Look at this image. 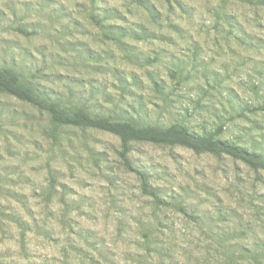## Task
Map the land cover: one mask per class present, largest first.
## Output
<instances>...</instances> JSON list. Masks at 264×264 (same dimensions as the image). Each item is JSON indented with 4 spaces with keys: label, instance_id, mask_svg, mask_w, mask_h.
<instances>
[{
    "label": "rangeland",
    "instance_id": "obj_1",
    "mask_svg": "<svg viewBox=\"0 0 264 264\" xmlns=\"http://www.w3.org/2000/svg\"><path fill=\"white\" fill-rule=\"evenodd\" d=\"M209 2L12 0L7 11L0 7V30H11L13 35L24 40L46 39L52 43L55 39L58 52L48 51V44L39 47L46 52V63L50 62L57 71L51 76L46 73L37 81L31 64L5 57H0L1 68L17 72L42 98L59 104L65 92L79 102L81 97L76 90L86 82L90 85V95L111 103V94L101 85L100 78L104 76H111L116 81L119 85L116 91L131 95V89H136V95L145 101V108L149 107L146 93L165 97L169 81H176L179 87L194 77L203 80L207 87L201 90L211 99L215 87L222 83V73L214 67L221 41L232 55L259 54L264 50V35L260 34L264 32V25L250 23L247 19L245 5L251 7L253 0H219L214 10L208 7ZM257 2L264 4V0ZM201 15L202 25L198 19ZM254 15L258 21L259 14ZM10 19L17 21L14 27ZM57 24L59 27H54ZM0 42L5 50L9 45L19 46L25 52L23 60L32 59V50L20 40L0 37ZM246 60L254 61L252 70L255 77L249 76L253 81L252 90L259 100L264 96V89L260 87L264 84V60L254 56H247ZM189 66L191 73L186 71ZM220 67L223 68V64ZM256 79L260 84L255 83ZM91 82L97 86L93 87ZM43 89L53 96L45 95ZM232 92L235 95L225 101L228 108L224 122L214 137L264 159V103L244 101L239 92L235 89ZM174 95L177 99L182 96L172 91L167 93V98L171 100ZM158 106L155 102L151 104L153 108ZM140 107L138 102L132 111ZM229 112L234 115H229ZM46 120L49 124L53 122L45 108L42 111L37 104L7 93L5 96L0 91V246L5 241L18 244L16 264H29L37 258H43L42 264H82V261L96 264L89 249L95 252L98 241L105 238L100 235L103 225L92 212L87 211L98 203L97 196L91 194L93 181L104 180L115 191L114 181L100 174L89 180L77 181L76 187L62 182L61 178L68 177V174L53 167V160L48 155L49 142H58L59 135H62L70 148L77 126L62 128L54 137ZM225 123H231L227 132ZM95 131L98 142L102 135L108 133L100 129ZM229 136L230 139L227 138ZM117 140L114 137L113 144ZM178 149L183 152L182 146ZM60 151L66 154L67 149L61 147ZM113 154L120 156L119 152ZM210 155L215 159L213 167L207 169L211 178L219 173L226 179V169L220 167L224 160L239 161L254 173L264 170V167L254 166L226 153ZM202 163L207 166L211 162ZM240 164L230 166L241 172ZM240 179L238 177V182ZM255 179L259 181V175ZM77 188L89 191L78 192ZM98 190L103 192L105 188L100 186ZM111 195L109 192V199ZM53 196L57 197L55 201ZM67 197L77 199L68 200ZM30 245L42 251H35ZM0 252L9 254L12 249L0 248ZM69 253L73 256L71 261Z\"/></svg>",
    "mask_w": 264,
    "mask_h": 264
},
{
    "label": "clouds",
    "instance_id": "obj_2",
    "mask_svg": "<svg viewBox=\"0 0 264 264\" xmlns=\"http://www.w3.org/2000/svg\"><path fill=\"white\" fill-rule=\"evenodd\" d=\"M11 3L12 0H0V7L7 11ZM218 3L219 0H210L208 7L214 10ZM245 8L250 23L264 25V4L253 0L252 6L245 5ZM255 13L259 14L258 21ZM198 19L202 25V15ZM9 22L13 27L17 23L11 19ZM0 37L20 40L32 50V59L25 61L24 49L9 45L5 50L0 42V57L31 64L37 81L46 73L51 76L57 71L50 62L46 63V52L39 47L48 44V51L58 52L55 39L52 43L46 39L24 40L13 35L11 30H0ZM221 45L214 67L222 73V83L215 87L211 99L201 90L207 87L203 80L194 77L179 87L176 81H169L165 97L146 93L149 107L145 108V101L139 99L136 89H131V95L116 91L119 88L116 81L104 76L100 78L101 85L111 94V103L90 95V85L86 82L76 90L81 97L79 102L65 92L57 106L59 112L70 117L80 113L70 148L59 130L73 126L55 120L50 124L45 121L51 134L59 135L58 142H49L48 155L53 167L68 177H75L61 178L62 182L76 187L77 181L100 174L114 181L115 191L104 180L93 181L91 194L97 196L98 203L87 211L103 225L100 235L105 238L98 241L95 252L89 249L96 264H264V170L254 173L239 161L224 160L220 167L226 169V179L219 173L211 178L207 169L213 167L215 159L204 150L209 147L204 141L214 137L224 122L228 108L225 101L235 95L232 89L239 92L244 101L264 103V96L258 100L252 90L249 74L255 77L254 61L246 60L247 56L264 60V50L259 54L232 55L223 41ZM186 71L191 73V67ZM17 81L21 86L26 83L23 76H17ZM255 83L260 84L259 79ZM91 85L97 86L95 82ZM260 87L264 89V84ZM172 91L182 96L177 99L174 95L169 100L167 93ZM42 92L53 96L46 89ZM36 102L42 111L47 107L39 98ZM138 102L141 107L132 111ZM153 102L159 106L151 107ZM229 115L234 113L229 112ZM95 126L108 129L99 142ZM230 127L231 123H225L226 132ZM114 137L118 138L115 144ZM178 146L183 147V152ZM61 147L67 149L66 154L61 153ZM114 152H119V158ZM202 161L211 163L205 166ZM232 164H240L242 171L236 172ZM238 177L242 178L239 182ZM100 186H104L103 192L98 190ZM77 191L88 192L89 189L77 188ZM101 196L103 199H99ZM56 198L53 196V201ZM30 247L42 251L35 245ZM0 248L12 249L9 254L0 252V264H16L18 244L5 241ZM42 259L37 258L29 264H42ZM68 259H73L71 253ZM82 264L88 262L82 261Z\"/></svg>",
    "mask_w": 264,
    "mask_h": 264
},
{
    "label": "trees",
    "instance_id": "obj_3",
    "mask_svg": "<svg viewBox=\"0 0 264 264\" xmlns=\"http://www.w3.org/2000/svg\"><path fill=\"white\" fill-rule=\"evenodd\" d=\"M17 76H19L17 72L8 69H3L0 67V91L15 96L22 101H26L37 105L39 104L36 101L37 98H39L44 104L47 105L45 109L49 111L52 120L71 124L72 126L79 125V118H80L79 112L75 114V117L64 115L63 113L57 110V106L59 105V102L42 98L37 90H35L32 86H29L26 83L23 86L19 85L17 81ZM54 113L55 115H53ZM95 129L108 131L107 128H103L99 126H95ZM204 143L209 145L208 148L204 149L205 151H208L210 153H226L231 156H235L240 159H243L244 161H247L254 166L264 167V159L261 158L259 155L235 147L230 143H227L220 139L211 137L206 141H204Z\"/></svg>",
    "mask_w": 264,
    "mask_h": 264
}]
</instances>
